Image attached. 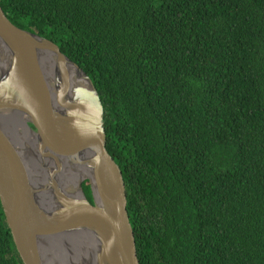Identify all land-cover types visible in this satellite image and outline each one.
Listing matches in <instances>:
<instances>
[{"label": "trees", "instance_id": "obj_1", "mask_svg": "<svg viewBox=\"0 0 264 264\" xmlns=\"http://www.w3.org/2000/svg\"><path fill=\"white\" fill-rule=\"evenodd\" d=\"M0 6L97 88L139 264H264V0ZM0 264H23L1 203Z\"/></svg>", "mask_w": 264, "mask_h": 264}, {"label": "water", "instance_id": "obj_2", "mask_svg": "<svg viewBox=\"0 0 264 264\" xmlns=\"http://www.w3.org/2000/svg\"><path fill=\"white\" fill-rule=\"evenodd\" d=\"M0 43V203L23 264H139L123 174L106 148L92 80L1 6ZM69 64L84 84L70 80Z\"/></svg>", "mask_w": 264, "mask_h": 264}, {"label": "bare ground", "instance_id": "obj_3", "mask_svg": "<svg viewBox=\"0 0 264 264\" xmlns=\"http://www.w3.org/2000/svg\"><path fill=\"white\" fill-rule=\"evenodd\" d=\"M3 51V48H2V45L0 43V52ZM56 63L55 59L52 57L51 61L48 62V65H47V70H48V73H49V77H50V80L54 78L53 76V64ZM67 70H68V75L70 77V80L73 82V83H76V84H84L85 81L80 77V74L77 72V70L75 69L74 66H72L71 64L68 65L67 67ZM23 119V118H22ZM22 125H24L26 131L28 130V128L25 126L24 123H22ZM24 131V132H26ZM79 172V170H77ZM77 176H80V173H77ZM63 185H66L63 183Z\"/></svg>", "mask_w": 264, "mask_h": 264}, {"label": "rangeland", "instance_id": "obj_4", "mask_svg": "<svg viewBox=\"0 0 264 264\" xmlns=\"http://www.w3.org/2000/svg\"><path fill=\"white\" fill-rule=\"evenodd\" d=\"M22 127H23V129H22ZM20 128H21V131H22V132L26 131L24 125L21 124V125H20ZM18 130H19V132H20V129H18ZM87 181H88V180H87Z\"/></svg>", "mask_w": 264, "mask_h": 264}]
</instances>
